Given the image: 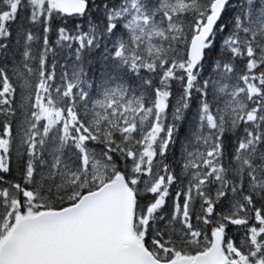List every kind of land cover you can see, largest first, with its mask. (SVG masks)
Returning a JSON list of instances; mask_svg holds the SVG:
<instances>
[{
  "label": "snow or ice",
  "instance_id": "obj_1",
  "mask_svg": "<svg viewBox=\"0 0 264 264\" xmlns=\"http://www.w3.org/2000/svg\"><path fill=\"white\" fill-rule=\"evenodd\" d=\"M0 264H264V0H0Z\"/></svg>",
  "mask_w": 264,
  "mask_h": 264
},
{
  "label": "trees",
  "instance_id": "obj_2",
  "mask_svg": "<svg viewBox=\"0 0 264 264\" xmlns=\"http://www.w3.org/2000/svg\"><path fill=\"white\" fill-rule=\"evenodd\" d=\"M53 39H54V37H53ZM92 74L99 75V68L97 65L93 66V72H91L90 75H92Z\"/></svg>",
  "mask_w": 264,
  "mask_h": 264
}]
</instances>
